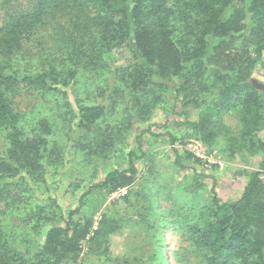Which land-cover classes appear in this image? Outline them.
Returning <instances> with one entry per match:
<instances>
[{
	"label": "trees",
	"instance_id": "obj_1",
	"mask_svg": "<svg viewBox=\"0 0 264 264\" xmlns=\"http://www.w3.org/2000/svg\"><path fill=\"white\" fill-rule=\"evenodd\" d=\"M32 1L30 9L9 13L0 26V131L7 142L0 150V264L76 263L83 258L85 241L91 251L107 235L123 231L122 220L107 214L93 229V218L81 217L82 208L95 189L110 194L138 181L135 159L145 153L140 157L135 150L129 153L127 168L110 170L93 183L67 216L59 210L63 224L45 227L58 219L50 217L44 206L33 209L29 221L33 229L43 227L44 238L29 259L10 245L1 217L28 199L27 193L34 189L29 177L43 182L49 169L57 171L62 161L61 147H50L54 142L47 118L29 124L11 93L24 84L65 96L68 91L63 89H74L78 77L91 66L101 67V88L99 93L92 91L97 94H91L90 101H76V113L67 120L78 121L69 130L66 124L65 132L68 139L79 134L77 141L85 148L94 149L100 142L102 150L111 149L116 138L115 120L109 119L112 110L142 114L166 89L174 94L172 111L209 148L220 136L225 109H236L243 116V135L257 138L255 151L262 155L258 169L251 171L237 198L222 200L213 187L210 207L190 210L183 227L199 248L203 264H264V137H260L264 80L254 76L259 64L264 69V0ZM45 42H51L47 48ZM122 46L130 49L133 63L114 72L95 65ZM37 57H70L68 71ZM31 66L39 69L33 71ZM99 96L107 103L98 101ZM193 112L198 115L196 122L190 120ZM146 132L137 136L139 149ZM122 134L120 130L119 137ZM194 155L191 152L188 158Z\"/></svg>",
	"mask_w": 264,
	"mask_h": 264
},
{
	"label": "rangeland",
	"instance_id": "obj_2",
	"mask_svg": "<svg viewBox=\"0 0 264 264\" xmlns=\"http://www.w3.org/2000/svg\"><path fill=\"white\" fill-rule=\"evenodd\" d=\"M32 6V0H0V26L9 13L28 10ZM48 45L45 42L46 48ZM37 58L48 64H60L61 71L64 69L67 72L69 67L66 66L70 65V57ZM133 61L130 49L122 46L112 50L109 57L95 65L108 67L114 72ZM34 67L31 66V69ZM21 68H25L24 64ZM96 68L98 69L94 70ZM100 68L91 66L85 74L82 73L74 89H63L68 91L65 96L60 92L53 94L36 85L24 84L11 93L16 108L25 113L29 124L47 118L52 127L51 136L54 142L50 147H61L59 153L62 161H59L57 171L49 169L47 180L43 182H33L29 177L27 181H31L29 184L34 189L26 192L28 199L1 215L5 230L9 234L10 245L29 259L44 238L43 227L33 229V224L29 221L32 212H35L33 209H37V205L44 206L50 217L58 219L54 222L46 220L48 222L45 227L63 224L59 210L62 209L67 216L68 211L79 206L80 197L93 183L102 180L110 170L127 168L129 153L135 150L140 157L142 152L145 153L141 158L135 159L140 174L138 181L130 188H121L110 194L95 189L87 196L82 208L81 217L93 218V229H97L101 216L107 214L110 218L119 217L122 220L123 231L107 235L103 242H96L91 251L88 241H85L83 258L78 262L203 264L199 248L192 244L190 234L183 227V217L192 215L190 210H207L213 201V187L222 200L241 195L251 171L258 169L262 161V155L254 147L257 138L250 140V137H244L243 116L236 109H225L222 112L220 136L216 145L209 148L195 136L192 126L172 111L174 94L171 89H166L164 92L160 91L161 99L142 114L133 110L121 113L122 108L118 111L115 108L112 110L109 119L115 120L113 136L116 138L111 149L108 147L102 150L100 142L93 145L94 149L90 146L85 148L83 143L77 141L80 140L79 134L75 133L68 139L69 134H65L66 124L69 130L70 124L75 126L78 121L67 120L76 113L77 100L87 102L90 101L91 94H97L92 91L99 93ZM37 69L39 68L35 67L33 71ZM263 70L259 64L254 72L255 78L260 81L264 80ZM168 85L172 86L171 83ZM97 99L107 103L103 96ZM190 120H198L197 112L192 113ZM120 130L124 132L121 137ZM143 131L147 132L142 139V149H139L137 136ZM96 135L101 137L95 133ZM4 136L5 133L0 131V150L7 145ZM171 137L176 138L173 144ZM260 137H264V131ZM194 139L202 143L203 156L193 154L194 159H190L188 155L191 153L186 146ZM77 144L79 148H74Z\"/></svg>",
	"mask_w": 264,
	"mask_h": 264
},
{
	"label": "built area",
	"instance_id": "obj_3",
	"mask_svg": "<svg viewBox=\"0 0 264 264\" xmlns=\"http://www.w3.org/2000/svg\"><path fill=\"white\" fill-rule=\"evenodd\" d=\"M202 143L198 140H191L189 143H187L186 148L190 151V153L192 152L193 154L197 155V156H203L201 154V148H202ZM67 264H80V262H76V263H67Z\"/></svg>",
	"mask_w": 264,
	"mask_h": 264
}]
</instances>
